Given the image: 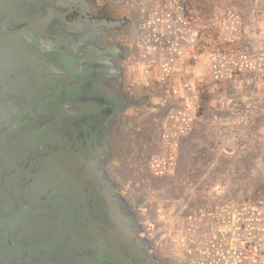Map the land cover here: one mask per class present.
<instances>
[{"label":"flooded vegetation","instance_id":"flooded-vegetation-1","mask_svg":"<svg viewBox=\"0 0 264 264\" xmlns=\"http://www.w3.org/2000/svg\"><path fill=\"white\" fill-rule=\"evenodd\" d=\"M134 12L0 0V264H196L130 173Z\"/></svg>","mask_w":264,"mask_h":264},{"label":"rangeland","instance_id":"rangeland-1","mask_svg":"<svg viewBox=\"0 0 264 264\" xmlns=\"http://www.w3.org/2000/svg\"><path fill=\"white\" fill-rule=\"evenodd\" d=\"M128 1L130 173L196 264H264V0Z\"/></svg>","mask_w":264,"mask_h":264}]
</instances>
